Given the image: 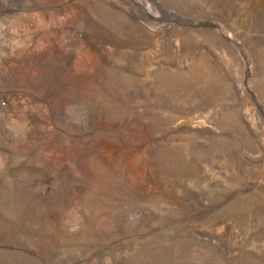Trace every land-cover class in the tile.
Returning a JSON list of instances; mask_svg holds the SVG:
<instances>
[{
    "label": "rangeland",
    "instance_id": "1",
    "mask_svg": "<svg viewBox=\"0 0 264 264\" xmlns=\"http://www.w3.org/2000/svg\"><path fill=\"white\" fill-rule=\"evenodd\" d=\"M0 264H264V0H0Z\"/></svg>",
    "mask_w": 264,
    "mask_h": 264
}]
</instances>
